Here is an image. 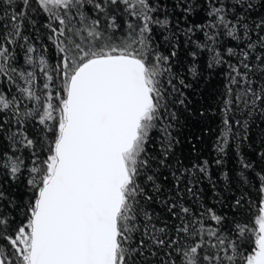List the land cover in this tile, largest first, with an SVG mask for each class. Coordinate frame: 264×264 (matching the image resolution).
Instances as JSON below:
<instances>
[{
    "label": "snow or ice",
    "instance_id": "obj_1",
    "mask_svg": "<svg viewBox=\"0 0 264 264\" xmlns=\"http://www.w3.org/2000/svg\"><path fill=\"white\" fill-rule=\"evenodd\" d=\"M206 2L199 23L190 19L195 0L175 5L188 20L181 28L158 14L155 0H2L0 76L15 83L14 73L23 84L18 96L0 92V136L7 139L0 147V264H264V176L254 225L237 224L234 238L205 226V213L198 217L178 198L162 201L164 226L145 209L179 143L171 107L184 105L182 89L190 87L173 72L180 34L195 45L193 76L200 51L210 55L209 67L227 68L221 152L234 128L247 127L230 114L264 115V19L250 25L241 14L251 0ZM34 11L46 15L59 53L54 66L31 55L36 49L24 33ZM158 30L167 33V54ZM197 31L202 39L193 40ZM18 44L27 70L12 64ZM32 122L39 132L29 135ZM207 163L171 172L176 197L185 181L192 192L187 185L197 172L207 174ZM23 175L31 195L20 204L4 184Z\"/></svg>",
    "mask_w": 264,
    "mask_h": 264
},
{
    "label": "trees",
    "instance_id": "obj_2",
    "mask_svg": "<svg viewBox=\"0 0 264 264\" xmlns=\"http://www.w3.org/2000/svg\"><path fill=\"white\" fill-rule=\"evenodd\" d=\"M155 2L160 5L159 15H170L174 23L178 19L181 28L188 23V20L182 16V10L175 7L181 0H155ZM195 2L199 4V7L190 19L199 23L206 16L207 2L206 0H195ZM251 2L254 6L251 9H245L241 14L246 15V20L250 25H254L264 19V0H251ZM0 14H3V6H0ZM46 24V15L40 11H34L32 12V23L26 22L25 24L24 34L28 36L29 44L36 49V52L31 55L37 59L43 55L49 64L54 66L58 62L59 53L52 40L49 39L50 33ZM2 31L3 29L0 28V32ZM164 35L167 33L161 34L159 30L155 33L160 50L167 54L168 46L164 42ZM185 39L180 34V47L177 48V56L173 60V72L178 73L179 78H183L185 83L190 85L182 89L184 105L177 103L171 107V111L176 113V119L172 122L174 125L172 134L179 143L174 148L175 155L169 160L172 167L162 168L157 173L159 176L157 183L161 186L160 193H153L157 199L147 202L145 209L156 218L155 222L158 226H164L169 214L162 201L169 197L178 198L198 217L201 212L205 213L202 218L205 226L219 227L223 234L232 235L234 238L233 234L237 224L253 227L260 204L258 188L260 177L264 176V115L259 111L250 117L246 113L230 114L233 122L239 119L243 124L247 120V127L246 129L234 128L235 137L230 139L225 151L221 152L219 148L224 127L222 109L228 82L227 68L226 66L209 67L210 55L200 51L195 60L198 74L193 76L189 71L194 63L190 53L195 50V45L191 42L185 43ZM196 39H202L200 31L193 36V40ZM222 41L227 44L232 43L224 41V38ZM25 55V49L19 44L16 45L12 64L21 71L28 69ZM11 75L15 83L0 76V92L9 96H18L17 89L23 81L14 73ZM38 79L42 84L43 76H38ZM28 107L31 105L29 104ZM39 127L38 124L32 122L26 125V130L29 135H34L39 132ZM6 144V137L0 136V147ZM152 151H157L155 145L152 146ZM25 155L27 156L28 153L25 152ZM241 160L250 164V167L242 168ZM204 161L208 162L207 174L197 172L191 178L192 183L187 185L192 188L191 193L185 186L187 181L182 182L181 196L176 197L171 172L180 167L191 168L194 164L203 165ZM26 181V175L15 181H6L4 184L6 194L17 203L26 202L31 195ZM237 200L240 201L239 204L236 203ZM207 209H212L217 215L223 217L221 225L217 226L210 219L206 212Z\"/></svg>",
    "mask_w": 264,
    "mask_h": 264
}]
</instances>
